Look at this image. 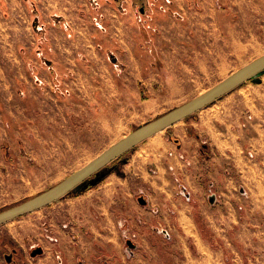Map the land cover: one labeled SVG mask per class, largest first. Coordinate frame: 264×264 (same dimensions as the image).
I'll use <instances>...</instances> for the list:
<instances>
[{
	"label": "rangeland",
	"instance_id": "rangeland-1",
	"mask_svg": "<svg viewBox=\"0 0 264 264\" xmlns=\"http://www.w3.org/2000/svg\"><path fill=\"white\" fill-rule=\"evenodd\" d=\"M170 1L161 3L177 11L175 26L163 36L174 52L152 51L151 74L127 75L125 88L123 66L110 53L96 61L75 50L74 67L84 79L78 71L44 76L43 59L35 60L39 49H54L51 37L91 19L82 4L93 0H0V211L48 190L264 54V0ZM110 3L122 12L124 0ZM133 3L127 44L139 55L137 43L157 36L146 27V1ZM114 66L117 90H109ZM129 67L135 64L127 58ZM150 142L62 199L0 226V264H8L12 249L9 264H264V75ZM183 144L188 152L178 149ZM165 182L175 186L177 207L189 217L180 219L187 234L159 192ZM189 185L196 188L191 195ZM37 248L43 252L32 257Z\"/></svg>",
	"mask_w": 264,
	"mask_h": 264
},
{
	"label": "crops",
	"instance_id": "crops-1",
	"mask_svg": "<svg viewBox=\"0 0 264 264\" xmlns=\"http://www.w3.org/2000/svg\"><path fill=\"white\" fill-rule=\"evenodd\" d=\"M146 4L148 6V12L145 16V23H147L146 27H150V29L153 30L154 35L158 37L160 34V40L157 39V37L150 38L149 42L144 43H137L139 45V48L141 49V53L139 55H134L133 52V44H127V28L133 27V20H134V11H135V4L133 3V0H124L123 6L127 8L122 7V12L116 13L114 11V7L111 5L110 0H93L94 3L87 5L86 3L82 4L83 7V13H91L93 12V15L91 16L90 20L86 19H80L77 21L75 25H70L69 28L75 32L77 42L74 43L72 40L74 39V35H71V32L67 30L64 35H60L59 38L54 36L51 37V41L53 43L54 49L46 48L45 51L40 50L37 52H34L35 60H42L43 59V65L45 68H42L41 71L43 72V75L46 76V72L51 75V73L54 75V78L57 77L63 79V77H67V75H74L76 74L75 61L76 57L72 54L79 51L77 56H80V58H83L84 54L89 55L90 58L95 57L96 61H102V58L100 56L101 52L104 53H110V56L116 57L117 61L122 64L123 71L121 72L123 75L122 83L127 88V75H133L141 77L145 74H151L149 72L151 69H153L154 63L151 61V53L152 51H155L157 54L164 55L167 52L166 49H171L174 52V48L172 45V42L163 34L165 33L164 29L166 28H173L175 26V23L173 22L172 15H174V12L177 13V11L171 9L169 6H162L161 2H164V0H145ZM85 2V0H84ZM166 2L170 3V0H166ZM176 2V0H174ZM177 4V3H176ZM86 11V12H85ZM83 16V15H82ZM85 16V15H84ZM83 16V17H84ZM90 17V16H88ZM128 25V26H127ZM162 40H166L168 43H163ZM171 40L175 41V38L172 37ZM58 44L62 46H58ZM52 45V44H51ZM115 52V53H112ZM128 52V56H127ZM138 56V57H136ZM127 58H129L130 63H134L135 67H129L127 68ZM158 58V57H157ZM177 64V61H175ZM172 65L174 64L173 61H171ZM68 66V67H67ZM67 69V73H65L64 69ZM168 68V65H167ZM111 69V68H110ZM102 70H104V66L102 64ZM117 68L115 66L111 69V73H108L107 76V84L108 89L110 90H117L115 87L116 78H115V71ZM39 71V70H38ZM99 72V74H98ZM95 75H99L101 77H104V75H101L100 71H95ZM152 74H157V72ZM77 75L82 77L83 75L78 71ZM84 77V76H83ZM82 77V78H83ZM143 78V77H142ZM142 78H136V80H143ZM84 79V78H83ZM121 82V81H118ZM199 112V111H198ZM192 116V115H191ZM190 117V116H189ZM188 117V118H189ZM186 118V119H188ZM184 119V120H186ZM183 121V120H182ZM181 122V121H180ZM179 123V122H178ZM177 123V124H178ZM174 126V125H173ZM162 133V132H160ZM158 133V134H160ZM215 133V132H214ZM158 134L152 136L151 138L147 139L146 141L142 142L141 144H146V147L152 146L153 143H160V141H153L148 143V141L152 140L154 137H156ZM190 142L191 140L189 138H186ZM221 141V140H220ZM189 144V143H188ZM140 145V144H139ZM138 145V146H139ZM183 145H177L178 149L182 152H188L187 148H184ZM178 164V162H177ZM179 169L184 168L183 171H185L186 166L183 167V165H178ZM159 192L161 194H164V200L167 201L170 206H172L171 212L174 215L176 214L177 217V226L179 230L181 229L183 233L187 234L188 231H185V227H183L180 224V219L184 214V211H180V209L177 207V204L179 203L178 197L176 196V193L174 192L175 186L169 187V182H165V185L162 187H158ZM188 190H190V195L195 193L196 188L193 186L187 187ZM213 203H210L211 206L214 205ZM184 218H188L186 215ZM182 218L181 220H184ZM172 229V228H170ZM143 262V261H142ZM141 262V263H142ZM146 263V262H143Z\"/></svg>",
	"mask_w": 264,
	"mask_h": 264
},
{
	"label": "water",
	"instance_id": "water-1",
	"mask_svg": "<svg viewBox=\"0 0 264 264\" xmlns=\"http://www.w3.org/2000/svg\"><path fill=\"white\" fill-rule=\"evenodd\" d=\"M262 75H264V54L242 66L204 93L136 128L105 149L96 158L48 190L13 207L0 211V226L41 210L62 199L70 192L78 189L86 180L97 174L111 162L126 154L142 142L206 108L246 81L251 80L255 83H259V77ZM209 201L213 203L214 199L210 198ZM139 203L144 205L145 200L140 198ZM127 244L132 247L129 241ZM42 252L41 248H37L31 253V256L34 257ZM10 258L11 256H7L6 261L9 262Z\"/></svg>",
	"mask_w": 264,
	"mask_h": 264
},
{
	"label": "flooded vegetation",
	"instance_id": "flooded-vegetation-1",
	"mask_svg": "<svg viewBox=\"0 0 264 264\" xmlns=\"http://www.w3.org/2000/svg\"><path fill=\"white\" fill-rule=\"evenodd\" d=\"M15 254H16V250H15V249H12L10 255H5V261H6V257H7V256H11L10 261H9V262L6 261V263H8V264L11 263V262H12V258H13V256H14Z\"/></svg>",
	"mask_w": 264,
	"mask_h": 264
},
{
	"label": "trees",
	"instance_id": "trees-1",
	"mask_svg": "<svg viewBox=\"0 0 264 264\" xmlns=\"http://www.w3.org/2000/svg\"><path fill=\"white\" fill-rule=\"evenodd\" d=\"M168 130V129H167Z\"/></svg>",
	"mask_w": 264,
	"mask_h": 264
}]
</instances>
